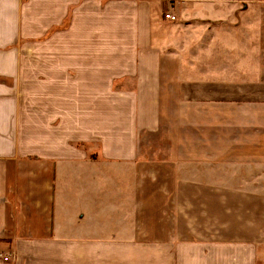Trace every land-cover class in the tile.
<instances>
[{"label":"crops","instance_id":"crops-1","mask_svg":"<svg viewBox=\"0 0 264 264\" xmlns=\"http://www.w3.org/2000/svg\"><path fill=\"white\" fill-rule=\"evenodd\" d=\"M165 7L209 30L163 36ZM225 7L0 0V264L263 261L264 67L231 57L255 54L261 29L236 16L225 31ZM181 41L199 63L169 77L183 95L152 166L166 174L147 175L141 139Z\"/></svg>","mask_w":264,"mask_h":264},{"label":"rangeland","instance_id":"rangeland-1","mask_svg":"<svg viewBox=\"0 0 264 264\" xmlns=\"http://www.w3.org/2000/svg\"><path fill=\"white\" fill-rule=\"evenodd\" d=\"M174 1V0H172ZM223 3L226 5L228 4V7H225V31H231L232 25L237 23V17H243L242 20L245 21L250 28H253L254 30L261 29V34L256 41V52L255 54H242V53H235L231 55L232 58H238V63H249V61H252L254 65L261 66V69L264 67V0H223ZM242 4L247 5L245 9L242 8ZM251 5V7L248 9V6ZM167 8L165 7L161 12L163 17L165 18L166 13H173L176 15L175 20L171 21H164L160 24V30L161 32H165L163 36L169 34V33H177L176 35L180 37L181 39L184 37L183 35H188L191 37L198 36L199 32H204L206 30H209V28H201V25L193 23L194 21H191V18H184L181 14H176V11L171 10L167 12ZM243 11L241 14H239ZM174 15V16H175ZM166 19V18H165ZM191 19V20H190ZM239 20V19H238ZM185 21V22H184ZM259 21V22H258ZM196 22V21H195ZM241 22V21H240ZM239 22V23H240ZM253 23H255V27L253 26ZM263 23V24H262ZM244 26L241 29H244ZM263 27V29H262ZM228 37L227 43H232L233 39ZM197 41V40H196ZM244 42V40H242ZM183 42L185 44V41H181L178 46H174L175 50H172V54L166 60L164 61V71L166 73V78L164 80V77L162 78L161 83V89H160V98L161 101L163 100L165 104L162 106V116H161V123H160V129L156 132H149L145 133L141 139V145H142V156L145 162V174L151 175L152 171L155 174H158L157 171L160 170L162 173L160 174H166V168L164 169H153V165L156 164L155 167H158V163H160L161 160L167 159V146H168V137H167V119H168V107L167 105L169 98L171 99L173 96L178 98L179 95H183V89L179 82H175V85L171 84L169 82L170 76L177 77L180 69L179 66L184 62V59L187 61V59H190L192 63L198 64L199 63V56L198 55H185V53H188L189 50L183 49ZM260 52V53H259ZM225 62H229L225 59ZM233 63L232 61H230ZM168 76V79H167ZM169 85V86H168ZM173 106V105H172ZM164 172V173H163ZM153 175V176H154ZM152 177V176H151ZM157 188H166V184H158L155 185ZM151 189V188H150ZM260 264H264V259Z\"/></svg>","mask_w":264,"mask_h":264},{"label":"built area","instance_id":"built-area-1","mask_svg":"<svg viewBox=\"0 0 264 264\" xmlns=\"http://www.w3.org/2000/svg\"><path fill=\"white\" fill-rule=\"evenodd\" d=\"M164 16H165L166 19L175 20V16L170 14V13H166Z\"/></svg>","mask_w":264,"mask_h":264}]
</instances>
